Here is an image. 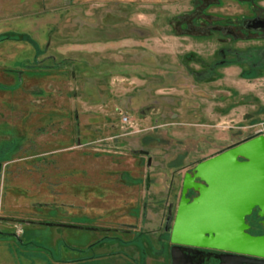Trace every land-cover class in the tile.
Instances as JSON below:
<instances>
[{
	"label": "rangeland",
	"instance_id": "rangeland-1",
	"mask_svg": "<svg viewBox=\"0 0 264 264\" xmlns=\"http://www.w3.org/2000/svg\"><path fill=\"white\" fill-rule=\"evenodd\" d=\"M0 1L11 5L0 8V35L13 38L0 40V156L10 157L0 169V261L11 249L19 264L31 250L62 260L76 254L91 258V264H104L102 256L110 252L130 264L165 263V195L180 175L173 170L184 160L172 159V171L159 166L145 190L148 162L139 150L161 154L170 148L175 156L193 147L188 134L196 132L224 146L264 129V78L200 84L165 73V65L173 61L176 68L191 48L165 26L147 40L104 38L98 21L90 30L80 26L87 11L100 17L107 0ZM153 1L137 0L141 5L135 4L139 14L132 16L134 22L146 25L155 10L180 12L187 6V0H155L154 6ZM164 19L165 14L157 17ZM135 55L167 56L163 76L149 65L141 75L122 66ZM191 86L204 92L194 94L187 88ZM228 90L237 95L230 97ZM192 107L200 112H189ZM157 178L160 183L149 189ZM144 215L154 218L146 227H155V234L143 230L130 243H97L110 228L136 224L137 216ZM73 222L81 225L66 226ZM16 228L22 229L18 237L13 235ZM92 242L97 244L90 247Z\"/></svg>",
	"mask_w": 264,
	"mask_h": 264
},
{
	"label": "flooded vegetation",
	"instance_id": "flooded-vegetation-1",
	"mask_svg": "<svg viewBox=\"0 0 264 264\" xmlns=\"http://www.w3.org/2000/svg\"><path fill=\"white\" fill-rule=\"evenodd\" d=\"M86 1L87 0H85V2ZM78 4L82 5L81 2H78ZM135 4H137V6L139 5L137 0H107L106 7L103 8L104 10L100 17H96L93 13L87 11V16H84L86 22L80 26H88L86 30H90L92 29V23L98 21L99 26H101L98 28L101 29L99 32H102L103 36H105L104 38L116 37L119 38V40H126V38L132 37L135 38V40L137 38H144L146 40L152 39V31L157 33L161 26H165L168 34L181 37L187 41L188 46L186 47L190 46L191 48H187L185 52H183L176 68H173V61H170L171 63L169 62L168 64L166 63L168 59L167 56L158 57L157 55L149 56L148 59H146V57L142 58L141 55L139 57L135 55L136 57L128 58L124 61L122 66L128 67L134 70L135 73L141 75V70L148 72L146 69L149 65V68L157 69L155 73L158 77L163 76L164 72L170 73V75L174 73L175 75L182 76L185 79H191L200 84H212L217 82V80L231 79L232 77L243 80L264 78V0H187L186 3H183V5H187L186 8L180 12L158 13L155 10L154 18L146 25L134 22L132 16H138L139 14ZM154 4H157L155 0L151 5L154 6ZM78 14L81 16L83 15L80 11H78ZM161 14H165V19L163 21H158L159 18L157 20V17ZM3 38L13 40L9 35L5 37L0 35V40ZM31 41L32 40L29 39V41L26 42L34 44ZM192 44L194 46H192ZM197 46H199V48H196ZM38 60V58L34 57L35 62H38ZM91 63L92 69H95L94 67L96 64L94 63V59ZM164 64H167V66L165 65L166 69L163 72L162 69ZM96 68H99V65L96 66ZM149 73L152 72L149 71ZM170 82L171 81H166V83ZM187 88L197 95H201L204 92L201 87H196L197 89L195 86ZM155 91H157V89ZM227 93L230 97L237 95L235 90H231V92L228 90ZM119 113L121 114V111ZM125 118L124 120L122 117L123 123L128 121L127 116H125ZM259 135L264 136V129L254 131L253 134L244 136L224 146L219 145L217 142L218 140H208L205 137L202 143L203 146L198 152L204 153L206 151H211L212 156H214ZM161 150H165V148ZM195 150H197L195 145L186 150L183 148L182 153H184L178 152L175 158L181 157L183 159L184 154L195 153ZM139 152L147 157L146 161L149 164L151 162L149 150L140 149ZM3 160L4 159H0V169L2 164L1 161L3 162ZM202 160L190 162L189 164H191V166L188 168L183 164L176 168V170H173L172 174H174V172L176 174L177 172L180 175L176 177L177 182L170 183L166 190V200L164 202L165 213L161 232V239L164 238L166 244L162 249L163 257L166 262L161 264H170V229L182 195L183 179L185 174L187 172L190 173L191 169ZM147 178L149 183L148 175L146 179ZM148 183L146 187H148ZM195 183L203 184V182L198 180ZM198 195V190L192 187L187 188L184 194L189 201L196 198ZM247 221L250 224L248 230L250 234L264 235V217H258L253 214L247 218ZM49 224L65 225L53 222H49L46 225ZM70 225L71 227H78L81 224L72 223ZM124 225L132 226L134 224L124 223ZM95 229L99 230L98 228ZM110 229L123 230L124 228ZM130 236L132 237V235ZM105 237H107V235L101 237L99 241L103 240ZM187 253L191 256L190 264H217V257L227 261L233 259L232 256L225 254L227 252L216 249L193 248V250H187ZM246 257L245 260L247 264H264V258L253 255H247Z\"/></svg>",
	"mask_w": 264,
	"mask_h": 264
},
{
	"label": "water",
	"instance_id": "water-1",
	"mask_svg": "<svg viewBox=\"0 0 264 264\" xmlns=\"http://www.w3.org/2000/svg\"><path fill=\"white\" fill-rule=\"evenodd\" d=\"M191 187L199 195L189 201L184 194ZM253 214L264 217L263 135L206 158L185 174L170 229V264H190L187 250L193 248L216 249L233 257H217V264H247V255L264 258V235L248 231L247 218Z\"/></svg>",
	"mask_w": 264,
	"mask_h": 264
},
{
	"label": "crops",
	"instance_id": "crops-1",
	"mask_svg": "<svg viewBox=\"0 0 264 264\" xmlns=\"http://www.w3.org/2000/svg\"><path fill=\"white\" fill-rule=\"evenodd\" d=\"M11 3V2H10ZM8 2H2V5H1V1H0V8H6L8 7ZM11 6V5H9ZM143 81V80H142ZM189 112H192V113H199L200 112V108L196 109L194 107H192V109H189ZM165 139V138H164ZM173 139V138H171ZM190 139H193L192 143L195 145V148L197 150H195L194 152L195 153H189V154H184V165L188 167L191 166V164H189L190 162L194 161L196 162L197 160H202L204 158H208L210 156H212V152L211 151H206L204 153H199L198 150H200V148L203 146V140L205 139V136H202V135H197L196 132L195 133H192V134H188L187 136V142L188 140ZM172 141V140H171ZM170 149V148H169ZM168 148L165 149V151H161L162 153L159 154L158 152H154V154H149L150 155V159H151V162L149 164H147V168L148 170H146L147 174L149 175V178L150 177H154L156 175L159 174L157 168L159 166H164L165 170H171L172 171V167H170V163H171V160L175 158L174 154H172V152L168 151L169 150ZM156 151V150H155ZM160 151V150H159ZM184 153V152H183ZM182 153V154H183ZM162 155V156H160ZM6 158H10V157H1L0 156V159H6ZM167 172V171H166ZM127 174H125L126 176ZM157 182L160 183V180L157 178L155 179V183H150V187L149 189H153V188H156L157 187ZM148 187L145 188V190H147ZM145 194L146 191H144ZM155 193L158 195V192L155 191ZM143 194V196L145 195ZM158 197H161V196H158ZM150 203H151V206H153L152 204V200H148ZM137 218L139 219L138 222L132 226H126L124 227L123 230H120V229H109L107 230V232H111L109 234H105L107 235V237H105L104 239H108L109 241H116V240H122L124 242H127V243H130L131 241L134 240V236L133 234L134 233H137L138 231H146V232H150V233H153L155 234L156 233V228H151V229H148V227H146L148 224H153L154 222V218L153 217H150L148 215H144V216H137ZM32 223H38V222H32ZM31 222H25L24 224L27 225V224H32ZM74 223V222H73ZM41 224V223H40ZM76 224H81V223H76ZM129 224H133V223H129ZM46 225V224H44ZM52 225H57V224H52ZM46 226H51V224L49 225H46ZM62 226V225H60ZM64 226V225H63ZM143 228V229H142ZM122 229V228H121ZM52 232V231H51ZM106 232V233H107ZM57 234L55 232H52V236L55 237ZM121 235V236H120ZM125 235H132V238L130 241H127L125 240V238H122L123 236ZM9 236H12L11 234H9ZM110 236V237H109ZM16 237V236H15ZM102 241V240H101ZM101 241H98L97 243H100ZM32 244V245H36V243H34L33 241H25V244ZM96 242L95 243H91L89 244L90 247L94 246L95 244H97ZM71 250L74 252V251H79L76 247H71ZM31 251H34V252H27L25 253V258L23 257V261L25 262L24 264H91L90 263V260L91 258H77V255L75 254V258H71V259H59V258H56L54 257V255L50 252L48 253L49 255H46V252H43V251H38V250H31ZM5 253H3V261H0V264H19V263H16V257L14 256L13 254V251L11 249H8L6 254L4 255ZM105 256V260L106 262H104V264H130V263H127L125 261V258L120 256L119 253L115 252V253H106L104 254L102 257ZM80 261V263H79ZM126 262V263H125Z\"/></svg>",
	"mask_w": 264,
	"mask_h": 264
},
{
	"label": "built area",
	"instance_id": "built-area-1",
	"mask_svg": "<svg viewBox=\"0 0 264 264\" xmlns=\"http://www.w3.org/2000/svg\"><path fill=\"white\" fill-rule=\"evenodd\" d=\"M123 119H124V120L126 119V118H125V116H123ZM15 231H16L15 233H16L17 235H19V233H21V232H22V229H21V230H18V228H16V230H15Z\"/></svg>",
	"mask_w": 264,
	"mask_h": 264
},
{
	"label": "trees",
	"instance_id": "trees-1",
	"mask_svg": "<svg viewBox=\"0 0 264 264\" xmlns=\"http://www.w3.org/2000/svg\"><path fill=\"white\" fill-rule=\"evenodd\" d=\"M29 40V39H28Z\"/></svg>",
	"mask_w": 264,
	"mask_h": 264
}]
</instances>
